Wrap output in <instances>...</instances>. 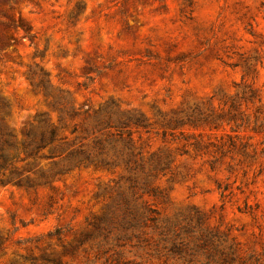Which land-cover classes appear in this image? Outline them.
I'll return each mask as SVG.
<instances>
[{
    "label": "rangeland",
    "instance_id": "obj_1",
    "mask_svg": "<svg viewBox=\"0 0 264 264\" xmlns=\"http://www.w3.org/2000/svg\"><path fill=\"white\" fill-rule=\"evenodd\" d=\"M56 102L146 120L138 195L122 167L0 186V264H264V0H0L2 120ZM128 199L155 221L125 230Z\"/></svg>",
    "mask_w": 264,
    "mask_h": 264
},
{
    "label": "trees",
    "instance_id": "obj_2",
    "mask_svg": "<svg viewBox=\"0 0 264 264\" xmlns=\"http://www.w3.org/2000/svg\"><path fill=\"white\" fill-rule=\"evenodd\" d=\"M42 85L47 92V83ZM53 108L59 112L58 123L42 116L35 125L24 128L21 140L4 123L0 114V186L36 190L49 186L59 175L73 170L122 167L130 175L127 181L137 194L140 189L138 176L143 165L139 162L140 155L136 152L132 131L147 130L146 120L136 113L123 114L113 104L79 125L75 124L79 114L74 110L63 109L58 102L53 104ZM72 123L73 128L67 135L66 131ZM74 135L76 137L70 139ZM42 161L51 162L53 168L41 169ZM168 165L160 160L153 162L152 170L142 178L144 184L158 176H165ZM145 210L151 212V209ZM123 212L121 224L125 230L155 221L151 216L140 214L129 199L124 201ZM53 235L60 239L62 233L58 230Z\"/></svg>",
    "mask_w": 264,
    "mask_h": 264
}]
</instances>
